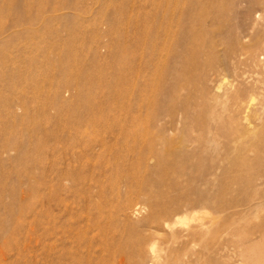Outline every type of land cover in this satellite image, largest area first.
I'll use <instances>...</instances> for the list:
<instances>
[{
  "label": "rangeland",
  "instance_id": "obj_1",
  "mask_svg": "<svg viewBox=\"0 0 264 264\" xmlns=\"http://www.w3.org/2000/svg\"><path fill=\"white\" fill-rule=\"evenodd\" d=\"M0 264H264V0H0Z\"/></svg>",
  "mask_w": 264,
  "mask_h": 264
},
{
  "label": "bare ground",
  "instance_id": "obj_2",
  "mask_svg": "<svg viewBox=\"0 0 264 264\" xmlns=\"http://www.w3.org/2000/svg\"><path fill=\"white\" fill-rule=\"evenodd\" d=\"M129 251V250H128Z\"/></svg>",
  "mask_w": 264,
  "mask_h": 264
}]
</instances>
